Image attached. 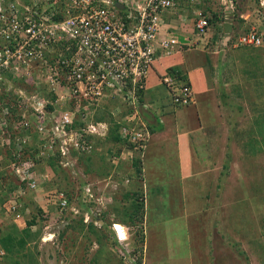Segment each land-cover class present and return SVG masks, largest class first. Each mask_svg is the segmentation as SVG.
I'll list each match as a JSON object with an SVG mask.
<instances>
[{
  "label": "built area",
  "instance_id": "2783aa9c",
  "mask_svg": "<svg viewBox=\"0 0 264 264\" xmlns=\"http://www.w3.org/2000/svg\"><path fill=\"white\" fill-rule=\"evenodd\" d=\"M201 1L190 0L193 25L180 35L176 29L163 31L166 14L186 11L177 0H0V149L16 152L14 172L25 184L0 211L27 226L29 210L21 212V200L39 184L31 146H38L36 159L48 150L69 168L79 156L95 153L96 142L112 131L120 138L110 155L113 164L142 157L153 134L143 112L154 111L143 92L159 59L183 48L218 55L225 37L235 48H264V0H249L243 15L237 0H218L221 20L195 7ZM229 19L231 36L225 32ZM161 82L179 108L194 103L188 79L170 71ZM82 193V204L90 206L86 218L102 227L103 198L91 184ZM47 204L60 217L79 214L62 191L49 194ZM117 224L112 229L119 235ZM125 253L137 263L135 254Z\"/></svg>",
  "mask_w": 264,
  "mask_h": 264
},
{
  "label": "rangeland",
  "instance_id": "374dc122",
  "mask_svg": "<svg viewBox=\"0 0 264 264\" xmlns=\"http://www.w3.org/2000/svg\"><path fill=\"white\" fill-rule=\"evenodd\" d=\"M210 3L218 9L214 6L215 2ZM236 54L242 59L243 64L240 67L247 71V80L251 78L249 80L251 93L234 98V105L225 112L224 120L228 125L233 124L232 132L239 141V146L234 148L236 152L231 155L235 157L233 167L230 165L229 169L224 168L220 177L209 180L214 184L212 187L211 184L208 185L210 188L208 197L204 199L198 197L197 203L191 201L194 195L188 194V186L185 182L182 185L179 181L173 184H176L174 197L167 193L157 195L154 190L162 193L163 190L165 192L169 189L168 184L164 186L165 180H157L160 186L151 187L149 196L146 193V197L145 189L141 188L142 185L137 178H119V175L110 178L114 166L106 159L109 156L106 146H103L104 160L101 159L103 151L100 148L98 153L96 151L91 155L90 161L84 160L90 156H79L78 160H73L74 165L64 168L65 172L58 170L57 173H53L50 167H44L45 162L41 160L38 164L35 163L36 167L33 168L41 183L29 193L31 198L28 202L36 200L39 206L38 197L42 196L48 209V195L62 191L71 199V205L79 209V214L65 213L62 217L59 215L52 217L49 211L38 213V209L30 202L31 206L28 207L30 213H25V219L32 220L33 216L38 218L36 224L30 228L32 236L28 238L26 249L20 248L17 254L14 252L15 249L11 248L9 253L0 239V264H134L130 258L121 257L125 252L138 257L136 264H216L214 243L217 239L244 262L246 261L242 257L246 256L250 264H264V80L261 79L264 75L261 73L264 66L257 59H251V49H241ZM243 90L246 92L245 88ZM228 118L233 120H227ZM224 152L226 154V150ZM15 153L12 149H0V196L3 195L4 186L6 190L20 180L14 172L13 164L10 163V157ZM126 159L118 169L121 173L128 171L135 177V159L131 162ZM176 165V168L169 166L172 174L177 172L179 162H176ZM219 165L215 162V167ZM93 166L97 167L95 172L92 170ZM99 168L103 170L99 172ZM105 170L109 171L108 176L101 174ZM42 171L43 174L49 173V177L42 178L40 176ZM112 182L117 183L116 186L119 187L112 186L110 184ZM87 184L94 186L98 197L103 198L102 216L103 219L105 216L106 224L110 227V224L115 222L128 228L126 242L119 243L114 234L109 233L110 228L102 230L104 225L98 227L94 221L86 218L90 206L82 204L80 188ZM136 184L138 186L134 189ZM114 187L115 190L112 189ZM130 193L133 196H130ZM134 193H137V201L143 210L140 220L133 219L132 213L136 209L130 206L135 200ZM132 199L134 200L131 201ZM147 199L146 212L144 204L146 205ZM201 201L203 209L197 214L190 212L191 207L201 209ZM13 217L3 212L2 221L0 219L2 230L10 233L14 226ZM190 220H197L200 225H202L200 221L206 222L202 233L198 225V232L192 235L195 246L192 248L193 254L187 248L189 233L185 227ZM132 222H140L141 225L137 226L138 229H133ZM119 224L117 225L123 230L126 239V230ZM18 227L19 230L26 229L24 225ZM204 237L208 240L207 243ZM45 238L48 240L44 241ZM202 246L204 254L201 252L199 255L197 250ZM3 255L8 256V259L5 257L3 260Z\"/></svg>",
  "mask_w": 264,
  "mask_h": 264
},
{
  "label": "crops",
  "instance_id": "0c3cea01",
  "mask_svg": "<svg viewBox=\"0 0 264 264\" xmlns=\"http://www.w3.org/2000/svg\"><path fill=\"white\" fill-rule=\"evenodd\" d=\"M211 1L216 3H214V6L218 9L211 6ZM237 2L239 12L242 15L246 14V6L249 4V0H237ZM204 3L203 6L208 15L213 17L215 15L222 16L221 12L224 8L218 0H209L208 2L205 0ZM163 21V31L165 29H176L179 30L180 35H187V30H184V28L192 27L194 18L189 11H174L166 14L163 17ZM234 26L238 33L242 32L243 28L239 25L238 20H234ZM226 40L225 37V40L222 41L223 49L219 55L209 54L202 48H183L173 56L159 59L156 62L148 78L147 97L154 106V111L150 112L152 114H150V117L154 121L161 123V126H159V130L152 134V138L148 142L141 162L140 177H134L128 171L121 173L119 169L114 168L113 173L110 174L111 179L117 175H119V178H137L139 184L142 185L141 188L145 189L146 197V193L149 196L151 187L160 186L157 180H165L164 186L168 184L169 189L165 192L163 190L162 193L153 189L154 192L157 195L167 193L172 197L176 195L174 193L176 184H173L179 181L184 185L183 182H185L186 186H188L187 193L194 195L191 201H196L197 203L198 197L203 199L208 197V191L210 190L208 185L210 186L211 184L212 187L214 184L213 182L210 183L209 180L212 181L220 177L224 168L229 169L230 165L233 167L235 157L231 155L236 152L234 148H238L239 141L236 140L232 132V129H234L233 124L228 125V122L224 120V115L234 105V98L242 97L246 95L245 93H251V83L249 81L251 78L249 77V80H247V71L245 68L240 67L243 62L242 59H239L240 57L236 52L241 49H251V59H257L264 66V48H235ZM170 71L186 76L190 82L195 94V100L192 105L184 109H176L169 105L163 107V103L167 104L169 102L170 93L169 89L161 82V78ZM261 73L264 74V68ZM261 79L264 80V75ZM261 81H258V83H261ZM243 88L246 89V92H243ZM112 105V108L116 106L115 103ZM227 120L231 121L233 119L228 118ZM176 162H179L177 172L172 174L169 166L176 168ZM215 162L220 164L219 167H215ZM92 170L95 172L97 169L93 166ZM110 184L112 186L118 185L114 182ZM200 184L202 185L199 188ZM137 186L138 184L133 188L135 189ZM112 189L115 190L116 187ZM38 198H40V207L46 208L42 196ZM147 203L148 199L146 205L144 204L146 212ZM201 205V209H195L194 207L192 209L191 207L190 212L199 213L204 207L202 201ZM54 207L48 206V209L46 208L52 217L59 215L56 207ZM68 218H71V216ZM200 222L202 225L198 224L197 220H190L185 226L189 233L187 248L191 254L194 251L192 248L194 249L195 247L192 235L196 231L198 232V225L201 233L205 228L206 222ZM140 225V222H136L132 225V228L138 229ZM108 228L110 227L108 226ZM109 233L114 234L112 229ZM204 241L207 243L206 237H204ZM181 243L182 239L179 240V244ZM203 249L204 247L202 246L197 250L199 255L201 252L204 254ZM126 254H121V257L127 258Z\"/></svg>",
  "mask_w": 264,
  "mask_h": 264
},
{
  "label": "trees",
  "instance_id": "16d2710c",
  "mask_svg": "<svg viewBox=\"0 0 264 264\" xmlns=\"http://www.w3.org/2000/svg\"><path fill=\"white\" fill-rule=\"evenodd\" d=\"M207 2L209 0H206ZM237 16V15H236ZM213 17V16H212ZM223 19V17H219L218 15H215L213 17V20H221ZM183 80L187 79L186 76H181ZM148 92H143V97H144V100H147L148 99ZM168 100V99H167ZM169 102L167 104L163 103V107H166L167 105L169 106H173V108L175 107L176 109H181L183 107H178L177 105L174 104L173 100L171 98H169L168 100ZM152 112V111H151ZM150 114L148 111L147 112H143V116H144V119L146 120V122L148 123L149 125V129L151 131V133H155L157 130H159V126H161V123L157 122V121H154V119H152L150 117ZM152 115V114H151ZM158 125V126H157ZM251 131V128L249 130V132ZM120 141V138L118 136V134H116V132H110V135L107 139L105 140H99L98 142H96V147H97V153L99 152V149L101 148V150L103 151L102 153V157L101 159L104 160V147L103 146H106L108 147V154L109 156L106 157V159L108 160V162H110V155L113 154V152L117 149V144L118 142ZM31 151H35L34 154H32V159L33 161H35V163H39L41 160H43L45 162V165L44 167H47L50 169H52L53 173H57L58 170L59 171H62V172H65L64 168L61 167V165L59 164V159L57 158V156L55 157L54 155H51L49 153L48 150H46V154L41 158V159H36L35 155L37 153V151H39L38 149V146H31L29 147ZM90 157H85L86 159L84 160H88L90 161L91 160V155H89ZM9 159V158H8ZM11 159V162L10 163H18V160L16 159V157H10ZM140 158H136L135 159V162H134V167L136 169V172H135V177H140V174H141V169H142V161ZM20 163V162H19ZM141 163V164H140ZM139 164V165H138ZM17 165V164H16ZM71 166V165H70ZM15 168V166H13ZM72 167V166H71ZM13 168V169H14ZM66 169V168H65ZM97 169V167H96ZM102 168H99V172ZM103 170V169H102ZM45 171V170H44ZM42 171V174H40V176L46 174ZM101 174H104V176H108L110 173L109 171L105 170L103 173ZM47 176H49V173L46 174ZM51 175V173H50ZM20 182V180H19ZM19 182L16 184V185H12V186H9L6 190H5V186H4V190L2 189V196H0V206H2L5 201L8 200V198L10 197V194L18 187H23L25 186L24 183L22 184H19ZM7 186V185H6ZM8 190V191H7ZM5 191L9 192L8 194L4 193ZM130 196H133V194L130 193ZM137 196V193H134V197H135V200L132 199L131 201H133L132 204H130V206L133 208V209H136V211H134V213H132L134 215V220H140V218H142L143 216V210H142V206L139 204V202L137 201L138 200V197ZM31 196L29 194H27V196H25L23 198V200H21L23 202V208L21 210V212L25 213V210H29L28 207L32 205L35 206L36 209H38V213L42 214L43 213V207H40V205L38 206L36 204V200L35 201H30L32 202L30 204V202H28L30 200ZM141 203V202H140ZM141 211V212H140ZM3 212L6 214V212L4 210H1L0 211V219H1V216L3 214ZM30 213V212H28ZM26 213V214H28ZM140 213V214H139ZM39 214V215H40ZM131 214V216H132ZM8 215V214H6ZM12 216V214H9ZM14 218V217H13ZM37 216H33L32 220H26V229H21L19 230V227L17 224H15L14 222V226H12L11 230H10V233H8L9 231H6V230H2V228L0 227V239L2 241V243L4 244V247L5 249L7 250V252L11 253V248L15 249L14 252H17L18 254V251L20 248H25L26 249V245H27V242H28V238H30L32 235L30 234V228H32L35 224H36V221H37ZM14 221V220H13ZM133 224H135L136 222H132ZM71 224V223H70ZM17 225V226H16ZM72 225V224H71ZM108 227V224H106L104 222V226L102 227V230L107 228ZM8 233V234H7ZM30 234V235H29ZM21 235V238H19ZM27 237V238H26ZM19 239V240H18ZM19 243V245H18ZM214 245L216 246V253H215V259L217 261L218 264H243V263H246V264H250L248 261L249 259H247V257H242L246 262H244L243 260L240 259V257H237L233 251L230 250V248L228 246H226L223 242H219L218 239L215 241ZM22 246V247H21ZM6 253V252H5ZM13 254V253H12ZM5 257H7L8 259V256L6 255H3V260L5 259ZM216 263V264H217Z\"/></svg>",
  "mask_w": 264,
  "mask_h": 264
},
{
  "label": "clouds",
  "instance_id": "9594fccd",
  "mask_svg": "<svg viewBox=\"0 0 264 264\" xmlns=\"http://www.w3.org/2000/svg\"><path fill=\"white\" fill-rule=\"evenodd\" d=\"M181 5H182V7L184 8V9H186V11H189V12H191V14H192V16H193V7L190 5V0H177ZM204 1L205 0H202L201 2L202 3H200V4H197L195 7H197L198 9H202L204 12H205V14H207V11H206V9L204 8V6H205V3H204ZM203 3H204V6H203ZM194 7V8H195ZM221 14H223V11L221 12ZM208 15V14H207ZM137 157H141V155L140 156H137ZM143 157V156H142ZM141 157V158H142ZM142 161V160H141ZM131 162V161H130ZM110 163H112V161L110 160ZM122 163V161L120 162V163H118L117 165H115V164H113L112 163V165L114 166V168H117L118 169V167H120V165H122L121 164ZM45 175V174H44ZM49 177V176H48ZM42 178H44V176L42 175ZM44 179H46V178H44ZM39 183H41V180H39ZM81 189V193L83 192V187H81L80 188ZM95 189V188H94ZM82 195H83V193H82ZM70 199V198H69ZM70 202L72 203V201H71V199H70ZM113 223V222H112ZM119 224V223H118ZM119 225H121L122 227H124L125 228V230L127 229L125 226H123L122 224H119ZM110 229H112V224H110ZM117 230H118V234L119 235H116L117 233H116V231H114V229H112V232L114 233V236L117 238V241L119 242V243H124V242H126L127 240H128V230H126V233H127V238L126 239H124L125 238V234H124V232H123V230L120 228V226H117Z\"/></svg>",
  "mask_w": 264,
  "mask_h": 264
},
{
  "label": "water",
  "instance_id": "95a60500",
  "mask_svg": "<svg viewBox=\"0 0 264 264\" xmlns=\"http://www.w3.org/2000/svg\"><path fill=\"white\" fill-rule=\"evenodd\" d=\"M233 17V16H232ZM225 32L228 36L232 35L233 32V20L229 19L227 23L225 24Z\"/></svg>",
  "mask_w": 264,
  "mask_h": 264
},
{
  "label": "flooded vegetation",
  "instance_id": "af4514ba",
  "mask_svg": "<svg viewBox=\"0 0 264 264\" xmlns=\"http://www.w3.org/2000/svg\"><path fill=\"white\" fill-rule=\"evenodd\" d=\"M44 176V178H48V176L45 174V175H43ZM30 193V192H29ZM67 214H70V212L68 211L67 212Z\"/></svg>",
  "mask_w": 264,
  "mask_h": 264
},
{
  "label": "bare ground",
  "instance_id": "6f19581e",
  "mask_svg": "<svg viewBox=\"0 0 264 264\" xmlns=\"http://www.w3.org/2000/svg\"><path fill=\"white\" fill-rule=\"evenodd\" d=\"M50 238H52V237H50ZM50 238H49V239H50ZM124 239H125V238H124ZM47 240H48V239H45V241H47Z\"/></svg>",
  "mask_w": 264,
  "mask_h": 264
}]
</instances>
